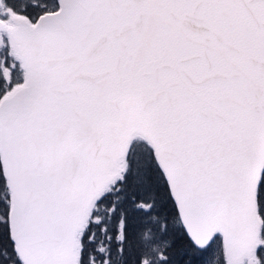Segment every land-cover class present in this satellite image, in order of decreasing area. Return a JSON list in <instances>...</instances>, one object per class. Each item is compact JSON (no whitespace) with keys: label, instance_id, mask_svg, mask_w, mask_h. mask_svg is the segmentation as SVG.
I'll return each mask as SVG.
<instances>
[{"label":"snow or ice","instance_id":"1","mask_svg":"<svg viewBox=\"0 0 264 264\" xmlns=\"http://www.w3.org/2000/svg\"><path fill=\"white\" fill-rule=\"evenodd\" d=\"M0 264H264V0H0Z\"/></svg>","mask_w":264,"mask_h":264}]
</instances>
